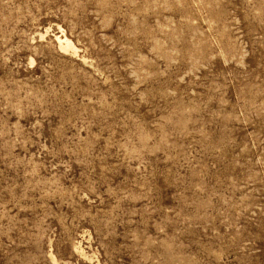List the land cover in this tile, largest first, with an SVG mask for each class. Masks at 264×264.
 <instances>
[{"label": "rangeland", "instance_id": "374dc122", "mask_svg": "<svg viewBox=\"0 0 264 264\" xmlns=\"http://www.w3.org/2000/svg\"><path fill=\"white\" fill-rule=\"evenodd\" d=\"M0 264H264V0H0Z\"/></svg>", "mask_w": 264, "mask_h": 264}, {"label": "bare ground", "instance_id": "6f19581e", "mask_svg": "<svg viewBox=\"0 0 264 264\" xmlns=\"http://www.w3.org/2000/svg\"><path fill=\"white\" fill-rule=\"evenodd\" d=\"M58 40H59V42H60V44L62 43V41L58 38ZM57 41V40H56ZM58 42V41H57Z\"/></svg>", "mask_w": 264, "mask_h": 264}]
</instances>
